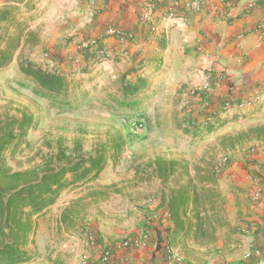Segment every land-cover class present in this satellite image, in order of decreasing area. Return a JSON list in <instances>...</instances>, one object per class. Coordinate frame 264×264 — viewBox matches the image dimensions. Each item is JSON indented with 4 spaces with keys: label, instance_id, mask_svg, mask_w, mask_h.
<instances>
[{
    "label": "rangeland",
    "instance_id": "rangeland-1",
    "mask_svg": "<svg viewBox=\"0 0 264 264\" xmlns=\"http://www.w3.org/2000/svg\"><path fill=\"white\" fill-rule=\"evenodd\" d=\"M10 7L18 8L17 21L28 28L10 63L0 68V121L26 113L35 118L36 126L28 132L20 149L9 148L5 152L4 165L12 172L56 168L59 151L72 157L89 156L101 145L107 157L106 166L95 181L64 191L37 220L34 245L29 247L33 259L24 264H87L80 252L86 251L87 246L99 245L90 236L97 235L96 229L109 233L117 230L129 236L136 230L163 233L162 249L170 252L177 263L230 264L238 259L254 264L253 258L246 257L250 244L243 253L235 252L242 245L241 238H237V225L242 220L232 212L227 221L220 183L222 168L236 150H250L251 145L263 142L264 136L258 138L244 126L242 132L232 136L236 128L230 132L222 125L214 128L194 122L186 103L190 89L183 88L172 98L173 82L165 80L168 76L159 77L152 55L141 71L131 66L135 65L133 61L130 64L124 60V65L130 67L115 66L116 61L100 50L96 39L79 45L72 42L74 36L68 35L62 43L53 41L54 45L48 46L41 43L42 36L49 39V29L42 24L45 8L35 0H20L17 5L0 9ZM15 28L12 25L11 29ZM69 43L76 45L74 51L64 55L54 50L66 48ZM26 62L67 76L73 82L71 97L84 102L67 113L52 108L49 101L35 95L34 84L20 72V63ZM124 70L127 81L147 80V87L130 97L138 105L134 115L118 109V103L111 98L118 89L114 83L119 78L116 72ZM159 161L161 170L173 163L174 173L166 179L158 176ZM210 179L215 182L209 186L218 196L215 214L219 220L215 229L208 230L204 238L170 236L172 224L167 209L160 204L161 196H168L189 180L201 185ZM65 206L70 207V222L75 229L60 223ZM83 232L88 234L84 248L78 235Z\"/></svg>",
    "mask_w": 264,
    "mask_h": 264
},
{
    "label": "crops",
    "instance_id": "crops-1",
    "mask_svg": "<svg viewBox=\"0 0 264 264\" xmlns=\"http://www.w3.org/2000/svg\"><path fill=\"white\" fill-rule=\"evenodd\" d=\"M18 1L0 0V7L17 5ZM35 1L45 8L42 24L49 29V39L42 36L41 43L52 46L53 41L62 43L68 35L74 36L72 42L79 45L96 39L100 50L116 61L115 66L125 68L128 64L124 65V60L130 64L133 61L135 65L131 66L141 71L152 55L151 61L159 63V77L168 76L165 80L173 82L172 98L183 88L207 87L204 97L193 99V121L204 123L212 113L215 118L208 124L214 128L222 125L230 132L236 128L231 132L233 136L242 132L244 126L263 138L264 94L259 93L258 87L264 86V0H205L202 10L186 19L179 12L187 0H175L174 5L162 0ZM225 1H230L228 7ZM70 44L54 50L65 55L76 49ZM123 74L125 70L116 72L119 77ZM228 100L242 106L222 113ZM251 147L247 151L236 150L222 168L223 185L220 183L227 221L232 212L242 220L237 225V238H241L242 245L235 250L241 253L249 244L264 250V141ZM257 188L262 193L261 200L253 202L251 194ZM96 231L97 235L90 236L99 245L93 248L84 244L88 239L86 232L78 234L82 248L87 246L86 251L80 252L87 264H166L163 233L136 230L129 236L117 230ZM126 237L139 238L141 246L118 248ZM106 251L111 256L104 259ZM230 264L244 263L237 259Z\"/></svg>",
    "mask_w": 264,
    "mask_h": 264
},
{
    "label": "trees",
    "instance_id": "trees-1",
    "mask_svg": "<svg viewBox=\"0 0 264 264\" xmlns=\"http://www.w3.org/2000/svg\"><path fill=\"white\" fill-rule=\"evenodd\" d=\"M17 11L16 7L0 9V68L10 63L21 45L22 34L28 28L17 21ZM12 25L16 26L14 30ZM19 68L34 84L35 95L49 101L52 108L67 113L84 102V99L75 101L71 97L73 82L67 76L44 71L30 62L20 63ZM126 75L114 82L118 89L111 98L118 103V109L134 115L138 105L130 97L143 91L147 80L139 78L130 82ZM35 126V118L26 113L19 118L0 121V264L30 262L33 255L29 247L34 245L37 220L48 212L64 191L95 181L106 166V149L101 145L89 156L78 154L72 157L59 151L56 156L59 166L56 168L12 172L4 165V154L9 148L20 149L28 132ZM157 164L160 178L166 179L174 173L173 163H167V170L160 169V161ZM210 182L215 181L210 179L199 185L189 180L186 185L171 190L168 196H161L160 204L167 209L172 224L170 236L204 238L208 230L215 229L219 220L215 214L218 196L209 186ZM60 223L65 228L75 229L74 223L70 222V207L63 209Z\"/></svg>",
    "mask_w": 264,
    "mask_h": 264
},
{
    "label": "built area",
    "instance_id": "built-area-1",
    "mask_svg": "<svg viewBox=\"0 0 264 264\" xmlns=\"http://www.w3.org/2000/svg\"><path fill=\"white\" fill-rule=\"evenodd\" d=\"M163 1H166V2H169L170 5H174L175 3V0H163ZM204 1L205 0H187V3L185 5V7L182 9V11L179 12V14L181 15L182 18L186 19L189 14H194V13H199L202 8H203V4H204ZM251 2H248L246 5H247V8H250L252 5L250 4ZM225 6H229L230 4V1H225ZM166 14L168 15L169 14V11H166ZM109 33H112V31H110ZM206 86H197V87H194L192 89H190L187 93V104H189V109L192 110V106L194 105V101L193 99L194 98H197V97H204L207 93H206ZM259 89V93H262L264 94V86H260L258 87ZM242 106V103H239V102H233L232 100H228L223 106H222V111H229L230 109L232 108H240ZM192 112V111H191ZM207 120L204 122L205 124L206 123H209L211 122L212 120H214L215 116L214 114H210L208 117H206ZM195 122V121H194ZM197 123V122H196ZM203 123V122H202ZM254 181L256 182V184H258V181H256V179H254ZM261 196H262V193L260 191L259 188L255 189V191L251 194V199L253 202H258L261 200ZM141 246V241L139 238H136V237H126L122 240L121 244L119 245L118 248H122V249H125V248H129V247H134V248H137V247H140ZM166 249V248H165ZM111 256V253L109 251H106L104 253V259H107L108 257L110 258ZM165 261H166V264H178L177 261L173 260L170 256V252H166L165 251ZM247 258H253L254 261L253 262H256V263H259V264H264V250L258 248V247H251V250L250 252L247 253L246 255Z\"/></svg>",
    "mask_w": 264,
    "mask_h": 264
}]
</instances>
